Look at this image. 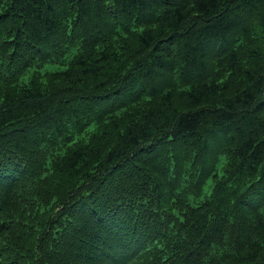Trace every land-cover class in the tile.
<instances>
[{
	"label": "trees",
	"instance_id": "1",
	"mask_svg": "<svg viewBox=\"0 0 264 264\" xmlns=\"http://www.w3.org/2000/svg\"><path fill=\"white\" fill-rule=\"evenodd\" d=\"M0 264H264V0H0Z\"/></svg>",
	"mask_w": 264,
	"mask_h": 264
},
{
	"label": "rangeland",
	"instance_id": "2",
	"mask_svg": "<svg viewBox=\"0 0 264 264\" xmlns=\"http://www.w3.org/2000/svg\"><path fill=\"white\" fill-rule=\"evenodd\" d=\"M110 258L112 259V257L110 256Z\"/></svg>",
	"mask_w": 264,
	"mask_h": 264
}]
</instances>
